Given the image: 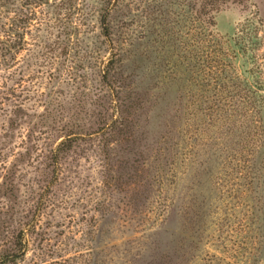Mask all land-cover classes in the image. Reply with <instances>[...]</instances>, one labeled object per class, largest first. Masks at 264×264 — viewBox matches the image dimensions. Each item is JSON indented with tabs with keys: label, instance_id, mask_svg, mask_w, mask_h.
<instances>
[{
	"label": "rangeland",
	"instance_id": "1",
	"mask_svg": "<svg viewBox=\"0 0 264 264\" xmlns=\"http://www.w3.org/2000/svg\"><path fill=\"white\" fill-rule=\"evenodd\" d=\"M217 37L264 82V0H0V264H264V193L198 89Z\"/></svg>",
	"mask_w": 264,
	"mask_h": 264
},
{
	"label": "trees",
	"instance_id": "2",
	"mask_svg": "<svg viewBox=\"0 0 264 264\" xmlns=\"http://www.w3.org/2000/svg\"><path fill=\"white\" fill-rule=\"evenodd\" d=\"M214 6L211 4L210 7L214 8ZM215 11L218 12L219 10L215 9ZM206 24L204 21L202 22V25L209 30L215 26L213 22L207 26ZM201 40L202 49H205L204 38ZM215 42V48L219 49L217 57L222 61L219 63L221 69L215 72V80L212 85L204 82L199 85L198 89L203 91L206 96L201 98L203 99L201 103L214 106L218 111L214 119L209 118L214 121V127L219 124V127H225L227 133L234 132L231 139L233 146L230 147L229 154L232 158L233 175L241 182L237 185L238 191L244 196L245 205L253 201L252 197H254L253 203L255 206L256 204L259 206L260 201H256V196H261L264 193V82L260 80L250 81L247 74L242 71L238 72L236 61L247 53L242 40H225L217 37ZM200 59L203 60V52ZM261 67L258 65L254 72L262 74ZM110 72L111 67H107L105 76L109 77ZM200 72L202 73V70ZM254 72L252 71V73ZM123 87V85L118 87L122 90L118 91L112 99L115 111L113 110L109 124L106 125L110 131L122 126L129 127L128 121L125 120V114H127L126 108L129 107L127 102L132 104L133 99H131L130 94L124 95ZM189 138L192 140V144H195L198 135L194 132ZM72 141L73 139L69 138L62 142L56 153L60 154L70 149ZM245 192L248 194L245 195ZM261 204L263 208L264 202ZM262 238L264 240V235ZM13 258L10 257V260Z\"/></svg>",
	"mask_w": 264,
	"mask_h": 264
}]
</instances>
